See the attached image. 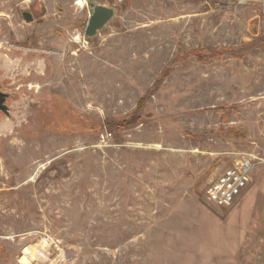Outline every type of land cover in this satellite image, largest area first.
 <instances>
[{"label":"rangeland","instance_id":"1","mask_svg":"<svg viewBox=\"0 0 264 264\" xmlns=\"http://www.w3.org/2000/svg\"><path fill=\"white\" fill-rule=\"evenodd\" d=\"M91 1L117 13L87 37ZM178 43L236 57L178 63L109 130ZM0 83V264H264V161L231 205L205 197L243 153L264 159L263 6L0 0Z\"/></svg>","mask_w":264,"mask_h":264},{"label":"built area","instance_id":"2","mask_svg":"<svg viewBox=\"0 0 264 264\" xmlns=\"http://www.w3.org/2000/svg\"><path fill=\"white\" fill-rule=\"evenodd\" d=\"M225 5L256 4L264 7V0H224ZM263 158L253 153H243L238 160L227 166L211 179L205 189L206 199L220 207L236 201L251 182V172Z\"/></svg>","mask_w":264,"mask_h":264},{"label":"trees","instance_id":"3","mask_svg":"<svg viewBox=\"0 0 264 264\" xmlns=\"http://www.w3.org/2000/svg\"><path fill=\"white\" fill-rule=\"evenodd\" d=\"M178 47V53L174 55V57L168 61L163 69L159 72L156 80L153 83L152 88H149L147 90V94L142 96L137 103V109L129 114H126L122 117L121 120L118 122H107L106 126L109 130H115V129H122L126 127H130L131 125H135L140 122V118L138 116V112L142 109L144 103L146 102L149 94L154 90V87L158 86L162 80L167 77L173 68L180 62L184 61L187 58L195 57L198 61L203 63H208L212 57H216L218 59H224L227 57H236L234 53L227 52L223 49H214L208 46H201L196 49H190L187 51H184L182 43L177 44ZM213 133H221L223 137H229L232 136L234 138L243 137L245 135L244 131L239 132L233 127H227L226 129H220V128H213ZM193 137H196V135L191 134ZM204 135H201L199 137H203Z\"/></svg>","mask_w":264,"mask_h":264},{"label":"water","instance_id":"4","mask_svg":"<svg viewBox=\"0 0 264 264\" xmlns=\"http://www.w3.org/2000/svg\"><path fill=\"white\" fill-rule=\"evenodd\" d=\"M91 13L87 20L85 27V35L87 37H94L97 32L105 25H107L116 15L117 8L115 6H107L97 1H91L90 4ZM25 20L30 21L32 15L28 11H24ZM10 94L3 92L2 83H0V114L9 116L11 114L10 109Z\"/></svg>","mask_w":264,"mask_h":264},{"label":"flooded vegetation","instance_id":"5","mask_svg":"<svg viewBox=\"0 0 264 264\" xmlns=\"http://www.w3.org/2000/svg\"><path fill=\"white\" fill-rule=\"evenodd\" d=\"M3 92H5V91H3Z\"/></svg>","mask_w":264,"mask_h":264}]
</instances>
